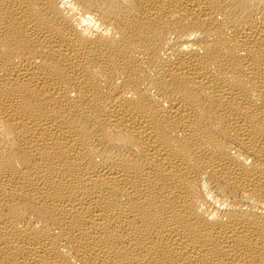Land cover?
Here are the masks:
<instances>
[{
    "label": "bare ground",
    "instance_id": "6f19581e",
    "mask_svg": "<svg viewBox=\"0 0 264 264\" xmlns=\"http://www.w3.org/2000/svg\"><path fill=\"white\" fill-rule=\"evenodd\" d=\"M0 264H264V0H0Z\"/></svg>",
    "mask_w": 264,
    "mask_h": 264
}]
</instances>
